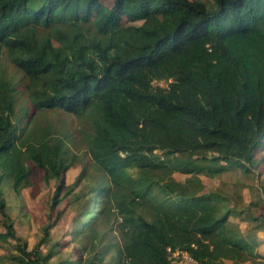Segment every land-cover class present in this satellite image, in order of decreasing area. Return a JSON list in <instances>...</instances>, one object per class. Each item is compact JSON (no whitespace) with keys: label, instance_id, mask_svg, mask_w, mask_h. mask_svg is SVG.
I'll return each mask as SVG.
<instances>
[{"label":"trees","instance_id":"16d2710c","mask_svg":"<svg viewBox=\"0 0 264 264\" xmlns=\"http://www.w3.org/2000/svg\"><path fill=\"white\" fill-rule=\"evenodd\" d=\"M90 26L102 40L133 29L137 44L119 53L85 38ZM51 110L87 122L91 167L64 193L76 155L51 126H35L34 114ZM263 148L264 0H0V171L16 195L31 166L59 182L53 201L75 209L81 243L75 260L57 240L27 249L0 195V264H102L111 249L103 264H168V247L199 264H261L264 238L253 228L264 204L231 207L199 176L252 172ZM83 176L95 183L73 192Z\"/></svg>","mask_w":264,"mask_h":264},{"label":"rangeland","instance_id":"374dc122","mask_svg":"<svg viewBox=\"0 0 264 264\" xmlns=\"http://www.w3.org/2000/svg\"><path fill=\"white\" fill-rule=\"evenodd\" d=\"M105 3H109L110 0H103ZM211 5L212 0H202ZM151 17H155L151 15ZM58 30H64L59 28ZM36 38L42 40V35L50 34L43 31H37ZM95 34V28L90 26L88 30L84 32L85 38L98 39L105 44L110 42L112 49L119 53L130 52L135 48L137 44L136 39L139 37V33L135 30L123 29L118 35H115L111 39L102 40ZM51 42L54 47H57L59 42L54 39L50 34ZM69 36H73V33H69ZM76 41L80 38L76 36ZM40 42V41H39ZM26 51V49H22ZM1 62L6 65V69L9 73L13 72V68L6 63L5 53L1 52ZM162 86H166L165 81L159 82ZM20 87V85H18ZM19 101L22 105L29 107L23 94L19 93ZM35 126L46 128L51 126V133L53 136H60L64 139L66 146L72 153H75L77 163L70 167L62 176L65 187L62 189V193L67 189V185H70L80 173L81 167L86 164L90 169V159L86 154L85 145L82 142L83 131L87 126V122L70 113H65L61 110H51L36 113ZM264 157V148L258 153L257 159ZM31 166V164H30ZM0 173L4 175L1 197L6 203V210L10 218L13 221V228L15 234L24 242H26L27 249L32 248L42 238H46V242L41 244V248H46V244L51 241H58L64 244L62 250V257H67L72 260L76 259L77 252L74 249H79L81 243L77 240H72L71 230L74 226L75 209L69 208L64 204V200L58 204L53 201V195L55 188L59 182L50 180L45 182L41 176V171L37 167L31 166L30 176L24 182V185L20 188V193H16L11 188V181L5 175V170L1 169ZM174 177L178 180L184 181L186 177L182 173H174ZM200 179L204 185L203 191H215L220 192L229 197L228 204L234 208H241L244 205H248L249 202H258L255 205V209L260 211L259 205L264 204V164L254 168L252 172H243L241 169H231L218 174H201ZM89 183L92 185L94 181L88 177L83 176L79 179L78 185L73 189V192L80 189L87 190ZM67 198V197H66ZM64 198V199H66ZM252 209L254 205L250 206ZM262 224L254 227V222L248 223L241 222L240 227H254L255 233L264 238V208L261 210ZM60 213V218H57V214ZM0 214V233L4 232V227L1 223ZM260 222V223H261ZM4 246L8 249H14L15 242L10 240L3 242ZM78 251V250H77ZM260 253H264V244L258 247ZM5 253V249L0 247V256ZM114 252L111 249L110 252L103 259V263ZM261 264H264V259L260 260ZM102 263V264H103ZM225 264H234L230 261H225ZM242 264H252L250 262H244Z\"/></svg>","mask_w":264,"mask_h":264},{"label":"built area","instance_id":"2783aa9c","mask_svg":"<svg viewBox=\"0 0 264 264\" xmlns=\"http://www.w3.org/2000/svg\"><path fill=\"white\" fill-rule=\"evenodd\" d=\"M163 81V80H161ZM160 81L154 80V84H159ZM168 251V264H199L193 257L189 255L187 251L183 250H171L169 247L167 248Z\"/></svg>","mask_w":264,"mask_h":264},{"label":"crops","instance_id":"0c3cea01","mask_svg":"<svg viewBox=\"0 0 264 264\" xmlns=\"http://www.w3.org/2000/svg\"><path fill=\"white\" fill-rule=\"evenodd\" d=\"M241 223V222H240ZM245 223V222H244ZM245 225H246V223H245ZM258 236V235H257ZM259 237V236H258ZM258 249V248H257Z\"/></svg>","mask_w":264,"mask_h":264}]
</instances>
